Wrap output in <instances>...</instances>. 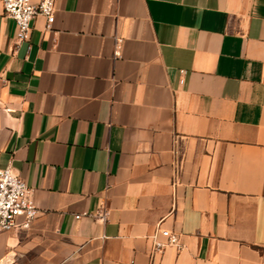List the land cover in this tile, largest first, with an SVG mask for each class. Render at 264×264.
I'll return each mask as SVG.
<instances>
[{"label":"crops","instance_id":"obj_1","mask_svg":"<svg viewBox=\"0 0 264 264\" xmlns=\"http://www.w3.org/2000/svg\"><path fill=\"white\" fill-rule=\"evenodd\" d=\"M2 1L0 168L39 213L0 264H264V0H56L18 48Z\"/></svg>","mask_w":264,"mask_h":264},{"label":"built area","instance_id":"obj_2","mask_svg":"<svg viewBox=\"0 0 264 264\" xmlns=\"http://www.w3.org/2000/svg\"><path fill=\"white\" fill-rule=\"evenodd\" d=\"M2 3L5 14L16 22L15 48L29 42L33 21L37 16L45 17L48 26L56 20V0H3ZM31 48L32 45L29 44L28 51ZM38 213L39 208L32 197V190L20 173L12 165L0 168V234L18 227L29 228ZM83 215L88 214H77L76 218ZM93 215L106 222L109 209L103 206ZM19 218H23V221L19 222ZM159 233L166 238L165 241L159 239ZM153 242L155 251H162L170 245L180 247L179 234L169 229L156 232Z\"/></svg>","mask_w":264,"mask_h":264}]
</instances>
